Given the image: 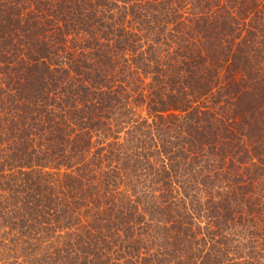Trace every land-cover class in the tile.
Segmentation results:
<instances>
[{
	"label": "trees",
	"instance_id": "16d2710c",
	"mask_svg": "<svg viewBox=\"0 0 264 264\" xmlns=\"http://www.w3.org/2000/svg\"><path fill=\"white\" fill-rule=\"evenodd\" d=\"M0 264H264V0H0Z\"/></svg>",
	"mask_w": 264,
	"mask_h": 264
}]
</instances>
